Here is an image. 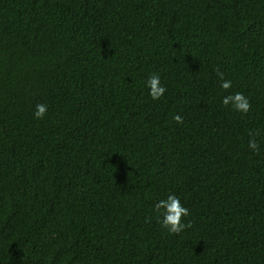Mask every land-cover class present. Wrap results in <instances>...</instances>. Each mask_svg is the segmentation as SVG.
<instances>
[{"label":"trees","instance_id":"1","mask_svg":"<svg viewBox=\"0 0 264 264\" xmlns=\"http://www.w3.org/2000/svg\"><path fill=\"white\" fill-rule=\"evenodd\" d=\"M0 264H264V0H0Z\"/></svg>","mask_w":264,"mask_h":264},{"label":"clouds","instance_id":"2","mask_svg":"<svg viewBox=\"0 0 264 264\" xmlns=\"http://www.w3.org/2000/svg\"><path fill=\"white\" fill-rule=\"evenodd\" d=\"M217 75L221 79V88L224 90H229L232 87V82L230 80L224 79V74L217 70ZM147 87L149 88V95L153 100L160 99L166 92V88L161 85L160 78L156 74L150 75L147 80ZM222 104L224 106L231 105L232 108L243 114H247L251 109V103L249 99L241 92H236L234 94L227 95L223 97ZM47 113V105L43 103H38L36 105V110L34 116L36 119H42ZM174 121L182 124L183 117L176 115L173 117ZM253 138L249 140L248 146L257 150L259 145L256 143L254 137L257 133L250 134ZM158 212L163 209L162 212V227L167 229L169 234H180L187 228H191V222L184 223L183 218L190 215L189 209L181 204L180 198L175 195H169L167 199L160 200L155 205Z\"/></svg>","mask_w":264,"mask_h":264}]
</instances>
